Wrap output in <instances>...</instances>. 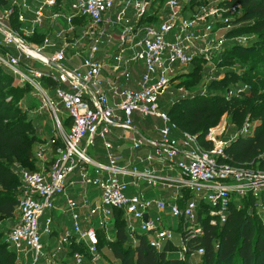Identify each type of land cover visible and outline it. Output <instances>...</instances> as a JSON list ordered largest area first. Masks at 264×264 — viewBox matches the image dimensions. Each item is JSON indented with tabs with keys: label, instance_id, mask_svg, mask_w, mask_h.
Wrapping results in <instances>:
<instances>
[{
	"label": "built area",
	"instance_id": "obj_1",
	"mask_svg": "<svg viewBox=\"0 0 264 264\" xmlns=\"http://www.w3.org/2000/svg\"><path fill=\"white\" fill-rule=\"evenodd\" d=\"M242 10L225 0H8L0 7V65L51 108L61 141L48 164L36 151L38 170H16L20 194L8 232L15 264H114L100 235L114 240L117 215L133 246L145 237L183 261L204 254L192 240L205 223H226L249 197L250 213L264 224V153L255 167L230 163L225 152L233 139L253 135L257 121L248 117L223 140L221 120L205 136L213 143L207 149L166 107L193 96L178 89L188 73L196 67L203 75L207 65L213 73L229 45L240 43L230 33ZM98 140L103 152L91 155Z\"/></svg>",
	"mask_w": 264,
	"mask_h": 264
},
{
	"label": "trees",
	"instance_id": "obj_2",
	"mask_svg": "<svg viewBox=\"0 0 264 264\" xmlns=\"http://www.w3.org/2000/svg\"><path fill=\"white\" fill-rule=\"evenodd\" d=\"M225 1L229 4L239 3L243 7L242 13L235 20L236 27L230 34L258 32L262 37L261 47L264 50V0ZM7 2L8 0H0V7ZM34 39L40 40V37ZM237 47L233 46L232 51ZM232 51L228 49L224 58L231 57ZM187 75L189 78L186 80L192 82H197L201 76L196 67ZM250 78L262 83V88L250 85L249 91H243L242 95L232 98L220 95L203 100L202 95L195 93L174 102L170 106L169 114L180 129L198 135L201 144L207 149H211L213 143L206 141L205 136L209 129L220 123L225 114H230L233 123L239 128L248 117L257 121L253 135L238 136L225 148L230 163L241 166L256 164L259 156L264 153V63L263 68L254 71ZM31 89L28 84L15 85L13 76L0 65V220L14 219L19 200L16 176L18 179L19 177L11 165L16 159L30 166L33 162L35 168L30 170H38L42 165L36 157V151L28 146L26 137L30 130L29 121H26L22 107L17 104L23 99L25 91ZM189 104H194L195 110H189ZM243 203L242 209H232L226 223L217 226L205 223L204 235L192 240V245L201 246L205 250L200 256V264H220L228 261L233 255L238 256L239 264H253L257 254L264 255L262 218L256 212L251 214L249 211L251 207L254 208L253 198L249 197ZM114 223L117 226L114 240L105 242L100 235L101 243L102 246L111 248L113 256L121 264H187L190 261L168 255L167 250L157 251L148 244L145 237L140 239L137 246H133L128 240L125 223L119 215ZM3 236V231L0 230V264H15L17 254L13 249H9Z\"/></svg>",
	"mask_w": 264,
	"mask_h": 264
},
{
	"label": "rangeland",
	"instance_id": "obj_3",
	"mask_svg": "<svg viewBox=\"0 0 264 264\" xmlns=\"http://www.w3.org/2000/svg\"><path fill=\"white\" fill-rule=\"evenodd\" d=\"M236 34H238L239 36L237 37H240L241 39L240 43L229 45L228 49H230V51H232L233 46H238L234 51H232V53L230 52L231 57L228 56L227 58L215 61L213 73L211 71H207L211 67V65H207L204 69V73H206L201 75L200 79H198L197 82H192L191 80H182L178 84V89H186L190 91L192 95L198 93L199 95L203 96V100L208 98L211 99L215 96L220 95H227L231 98L234 96H240L242 95L241 89H243L245 85H255L257 88L261 89L262 83H257V81L255 82L254 80H251L250 75L254 73V71H260L263 68L264 50L261 47L262 37L258 32L255 31H245ZM1 40L2 38L0 36V41ZM67 65H69L70 67H75L77 63L67 62ZM206 76L209 78L208 80L205 78ZM204 84L206 85L203 86ZM178 89L173 90L174 94H178ZM168 96L169 94H166L162 97L163 104L170 102ZM165 100H167V102ZM17 104L22 107V111L25 113L26 121H29L30 130L26 137L28 146L32 147L33 151H42L45 160L41 161L47 162L48 164V162L53 158L54 154L56 153L57 147L61 143L60 138L57 134V130L55 128L56 123L51 108L45 102H42L40 96L38 94H35L32 89L31 91H25L23 99L19 100ZM187 106L188 109L191 111L195 110L196 108L194 104H189ZM60 117L64 120L66 119L64 111L60 113ZM221 120H226V131L223 134V140H228L232 137H235L239 130V126L233 123L231 115L229 114ZM114 132L116 134H121L122 130L115 129ZM82 145H84V143ZM100 145L101 142L100 140H98L97 146L92 147L89 150L90 154L100 155L103 152ZM36 157L38 158L37 155ZM258 160L260 161V159ZM11 167L15 170L21 168L30 169L35 168V164L31 162L30 166L29 164H25L22 160L16 159V162H14ZM255 167H257V164L255 165ZM16 180L18 184L16 191L20 194L21 182L19 181L17 176ZM176 221L178 222L179 219H176ZM12 225V219L4 218L0 220V230L3 231V237L4 239H6L10 250H12V246L8 242V232L10 231ZM172 228L176 233L175 241L176 243H179V230L175 226ZM107 253L110 255V257L113 256L111 248L107 250ZM200 263L201 258L194 257L191 258L187 264ZM40 264H43V261H41ZM114 264L121 263L119 260H117ZM220 264H239L238 256L233 255L228 261H223ZM253 264H264V255L260 253L257 254L254 258Z\"/></svg>",
	"mask_w": 264,
	"mask_h": 264
},
{
	"label": "crops",
	"instance_id": "obj_4",
	"mask_svg": "<svg viewBox=\"0 0 264 264\" xmlns=\"http://www.w3.org/2000/svg\"><path fill=\"white\" fill-rule=\"evenodd\" d=\"M164 106H166L165 104H164ZM168 109H170L169 107H170V105L169 106H166Z\"/></svg>",
	"mask_w": 264,
	"mask_h": 264
}]
</instances>
